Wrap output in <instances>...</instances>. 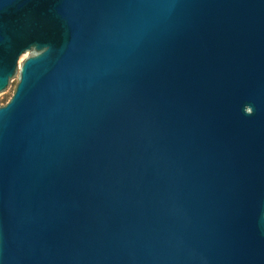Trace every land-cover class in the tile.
<instances>
[{
    "label": "water",
    "instance_id": "water-1",
    "mask_svg": "<svg viewBox=\"0 0 264 264\" xmlns=\"http://www.w3.org/2000/svg\"><path fill=\"white\" fill-rule=\"evenodd\" d=\"M17 71L0 264H264V0H0Z\"/></svg>",
    "mask_w": 264,
    "mask_h": 264
},
{
    "label": "rangeland",
    "instance_id": "rangeland-1",
    "mask_svg": "<svg viewBox=\"0 0 264 264\" xmlns=\"http://www.w3.org/2000/svg\"><path fill=\"white\" fill-rule=\"evenodd\" d=\"M34 55V51L33 50H29L26 51L24 54H22L19 57L18 60V67H20V64L23 62V60L21 61V58L24 56L25 58ZM24 58V60H25ZM21 61V62H20ZM18 79H19V73L18 71L16 72L15 76H13L11 79H9V83L7 85V87L0 92V106H3L7 100L12 96L15 86L18 83Z\"/></svg>",
    "mask_w": 264,
    "mask_h": 264
},
{
    "label": "bare ground",
    "instance_id": "bare-ground-1",
    "mask_svg": "<svg viewBox=\"0 0 264 264\" xmlns=\"http://www.w3.org/2000/svg\"><path fill=\"white\" fill-rule=\"evenodd\" d=\"M24 58H25V57L23 56V57L21 58V61L24 60ZM21 61H20V62H21Z\"/></svg>",
    "mask_w": 264,
    "mask_h": 264
}]
</instances>
